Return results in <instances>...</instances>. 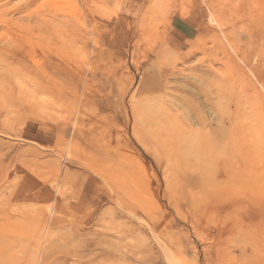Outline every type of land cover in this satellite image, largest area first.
<instances>
[{
    "label": "rangeland",
    "instance_id": "1",
    "mask_svg": "<svg viewBox=\"0 0 264 264\" xmlns=\"http://www.w3.org/2000/svg\"><path fill=\"white\" fill-rule=\"evenodd\" d=\"M0 264H264V0H0Z\"/></svg>",
    "mask_w": 264,
    "mask_h": 264
},
{
    "label": "bare ground",
    "instance_id": "2",
    "mask_svg": "<svg viewBox=\"0 0 264 264\" xmlns=\"http://www.w3.org/2000/svg\"><path fill=\"white\" fill-rule=\"evenodd\" d=\"M235 160H236V158H235ZM213 162H214V160H212ZM236 162V161H235ZM235 165V164H234ZM221 167V166H220ZM219 168V167H218ZM222 168V167H221ZM220 169V168H219ZM242 169V168H241ZM232 170V169H231ZM235 171H236V169H235ZM237 173V172H236ZM247 177V176H246ZM237 178V177H236ZM248 178H249V176H248ZM242 179V178H241ZM247 179V178H246ZM239 182V181H238ZM241 182V181H240ZM246 182V181H245ZM243 183V182H242ZM246 184V183H245ZM244 186V185H243Z\"/></svg>",
    "mask_w": 264,
    "mask_h": 264
}]
</instances>
